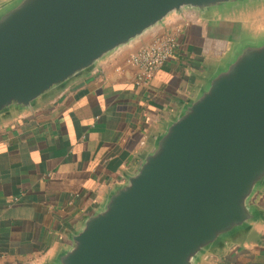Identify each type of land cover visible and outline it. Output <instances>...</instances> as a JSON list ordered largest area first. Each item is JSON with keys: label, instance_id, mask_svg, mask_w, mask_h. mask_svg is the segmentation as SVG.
Listing matches in <instances>:
<instances>
[{"label": "water", "instance_id": "obj_1", "mask_svg": "<svg viewBox=\"0 0 264 264\" xmlns=\"http://www.w3.org/2000/svg\"><path fill=\"white\" fill-rule=\"evenodd\" d=\"M180 21L206 50L93 199L16 264H220L264 244V0H0V129Z\"/></svg>", "mask_w": 264, "mask_h": 264}, {"label": "crops", "instance_id": "obj_2", "mask_svg": "<svg viewBox=\"0 0 264 264\" xmlns=\"http://www.w3.org/2000/svg\"><path fill=\"white\" fill-rule=\"evenodd\" d=\"M192 26L178 33L180 49L147 86H136L138 69L129 56L153 33L43 111L0 129V264L43 254L114 175L177 90L190 58L207 48L197 26L191 43ZM220 264H264V244Z\"/></svg>", "mask_w": 264, "mask_h": 264}, {"label": "built area", "instance_id": "obj_3", "mask_svg": "<svg viewBox=\"0 0 264 264\" xmlns=\"http://www.w3.org/2000/svg\"><path fill=\"white\" fill-rule=\"evenodd\" d=\"M188 25V22L171 24L153 33L148 43L131 51L129 63L138 69L135 78L136 86H147L173 53L180 49L178 33L185 30Z\"/></svg>", "mask_w": 264, "mask_h": 264}, {"label": "trees", "instance_id": "obj_4", "mask_svg": "<svg viewBox=\"0 0 264 264\" xmlns=\"http://www.w3.org/2000/svg\"><path fill=\"white\" fill-rule=\"evenodd\" d=\"M199 34V29L192 26V29L190 30V35H191V43L194 40V38H196ZM199 48L197 47L196 50H198ZM116 167H114L115 169Z\"/></svg>", "mask_w": 264, "mask_h": 264}, {"label": "rangeland", "instance_id": "obj_5", "mask_svg": "<svg viewBox=\"0 0 264 264\" xmlns=\"http://www.w3.org/2000/svg\"><path fill=\"white\" fill-rule=\"evenodd\" d=\"M202 50L204 51V50H206V48L203 47Z\"/></svg>", "mask_w": 264, "mask_h": 264}, {"label": "flooded vegetation", "instance_id": "obj_6", "mask_svg": "<svg viewBox=\"0 0 264 264\" xmlns=\"http://www.w3.org/2000/svg\"><path fill=\"white\" fill-rule=\"evenodd\" d=\"M204 42V40H202Z\"/></svg>", "mask_w": 264, "mask_h": 264}]
</instances>
